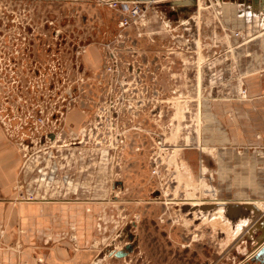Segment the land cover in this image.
<instances>
[{"label":"rangeland","instance_id":"374dc122","mask_svg":"<svg viewBox=\"0 0 264 264\" xmlns=\"http://www.w3.org/2000/svg\"><path fill=\"white\" fill-rule=\"evenodd\" d=\"M111 1L20 0L19 105L0 123L13 159L6 198L43 199L34 188L51 176L57 190L70 177L69 195L52 200L109 205L118 237L140 236L141 248L117 264H236L252 251L245 228L207 220L197 205L264 204V135L253 143L251 114L243 143L235 128L248 91L264 105L255 86L264 79L263 7L121 0L141 8L121 28ZM215 89L237 96L211 119ZM222 118L228 144H219Z\"/></svg>","mask_w":264,"mask_h":264},{"label":"crops","instance_id":"0c3cea01","mask_svg":"<svg viewBox=\"0 0 264 264\" xmlns=\"http://www.w3.org/2000/svg\"><path fill=\"white\" fill-rule=\"evenodd\" d=\"M186 1L189 4L195 0H170V3L178 4L179 7L182 2ZM251 1L256 6L254 0ZM254 5L252 6L255 7ZM247 11L244 12L245 16ZM257 14L260 15V12ZM250 75L255 79L254 73ZM263 82L264 79L261 81L258 79L255 86L264 88ZM257 94H259L258 91H248V95L251 96V100L247 101L248 108L244 104L245 101L236 102L240 104V111H242L240 112L242 123L235 127L237 143L244 142V122L245 119L250 120L249 114L255 116V120L259 122V125L257 122L250 124L253 143L257 133H260L262 137L264 135V105L262 106L257 100L259 99ZM208 95L211 98L220 99L219 102L212 99L214 106L211 103V119L214 116L218 118L215 115L218 112L228 110V100L237 96L233 91H220L219 89L210 90ZM219 121L216 123L222 136L219 144H228L229 141H233L229 135V128L223 118ZM213 124V122L210 124L211 129H214ZM222 157H224V152H221L219 160H222ZM210 164H212V160ZM12 166L13 159L5 156V146L0 140V264H88L94 258H101L112 264H117L122 260L127 261L131 254L141 248L139 235L128 237V239H122V236L118 237L116 233L118 219H116L115 213H112L109 205L86 201L52 200L53 195L56 198L69 195L73 183L70 177H64V186L57 190L51 187L50 180H53L51 176L48 180L49 183L46 182L48 185L42 189L34 188V193L41 195L43 199L22 202L15 201L10 197L6 198L12 193L8 187L13 175ZM78 190L83 194L82 188ZM231 200L218 199L220 202ZM238 202H252L260 208L264 207L260 201H258L259 204L252 200H239ZM91 242H94L93 245ZM161 242L164 243V241ZM127 244H131L132 248L126 256L119 258L109 255L111 250L122 249ZM159 248L162 249L159 253L163 258L164 248L161 245Z\"/></svg>","mask_w":264,"mask_h":264},{"label":"flooded vegetation","instance_id":"af4514ba","mask_svg":"<svg viewBox=\"0 0 264 264\" xmlns=\"http://www.w3.org/2000/svg\"><path fill=\"white\" fill-rule=\"evenodd\" d=\"M20 59V0H0V123L3 115L18 109ZM11 108V110H10ZM220 199V198H219ZM256 236H248L254 247ZM244 238V239H245ZM252 251L242 254L236 264H262L252 260Z\"/></svg>","mask_w":264,"mask_h":264},{"label":"water","instance_id":"95a60500","mask_svg":"<svg viewBox=\"0 0 264 264\" xmlns=\"http://www.w3.org/2000/svg\"><path fill=\"white\" fill-rule=\"evenodd\" d=\"M254 2L256 6H262L264 12V0H254ZM223 206L225 208V210L223 211L224 215L232 220L240 213H245V214L248 213V210H252L254 212L255 215L253 217V222L256 228L254 232L261 234L262 238L260 240V244H258V246L256 247L257 250L255 249L256 252L251 257L252 260H256L264 264V214H262V211L258 210L257 207L254 206L253 204H244L239 202L229 201V203L223 204ZM213 207L214 205L206 204L198 208L202 209L203 211H207L209 209H212ZM131 248L132 245L127 244L124 248L114 251L113 255L119 258L124 257L128 254Z\"/></svg>","mask_w":264,"mask_h":264},{"label":"bare ground","instance_id":"6f19581e","mask_svg":"<svg viewBox=\"0 0 264 264\" xmlns=\"http://www.w3.org/2000/svg\"><path fill=\"white\" fill-rule=\"evenodd\" d=\"M258 18H259V22H261L264 25V14H263V12L260 11V15H259ZM210 201L211 202H208V203L201 202L202 203L201 205H197L199 207L202 206V205H206V204L214 205V207L212 209H209V210L205 211V213L203 214V216L206 213L208 215V217H206L205 219L210 220L213 216H220L221 222L223 224L227 225L228 223L231 222V224L233 226H235V230L237 228H239V230L240 231L242 230V232H243V229L245 228V231L243 233L248 235V236H251L252 233H254L256 228L254 226L253 217H254L255 214H254V212L252 210H248V213H246V214L245 213H240L233 220L230 219V221H229V218H225L223 216V211L225 210L223 204L229 203V201L219 202L218 199L215 198V197L210 199ZM26 202H30V201H26ZM239 203L253 204L254 206L257 207L258 210L262 211V214H264V209H263L264 207L260 208V207H258L257 205H255L252 202H239ZM194 207H196V206H193V208ZM261 238H262V235L261 234H257V238L253 242L255 244L254 247H253V254L256 252V250H257L256 247L258 246V244H260Z\"/></svg>","mask_w":264,"mask_h":264},{"label":"built area","instance_id":"2783aa9c","mask_svg":"<svg viewBox=\"0 0 264 264\" xmlns=\"http://www.w3.org/2000/svg\"><path fill=\"white\" fill-rule=\"evenodd\" d=\"M113 7L118 8L121 11V18L119 25L121 28H125L126 25L131 22L132 19H137L140 16V3L138 2H126L121 0H112L110 2ZM19 194V193H18ZM22 199V198H21ZM16 200H20V197L17 196ZM32 201L31 197L25 198V201ZM114 251L111 250L110 256H113ZM103 260L101 258H94L88 264H102Z\"/></svg>","mask_w":264,"mask_h":264}]
</instances>
